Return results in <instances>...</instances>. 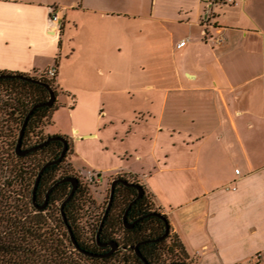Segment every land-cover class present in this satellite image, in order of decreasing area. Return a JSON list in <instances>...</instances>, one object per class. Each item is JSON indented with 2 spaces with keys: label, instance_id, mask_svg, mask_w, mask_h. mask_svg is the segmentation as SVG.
Instances as JSON below:
<instances>
[{
  "label": "crops",
  "instance_id": "obj_1",
  "mask_svg": "<svg viewBox=\"0 0 264 264\" xmlns=\"http://www.w3.org/2000/svg\"><path fill=\"white\" fill-rule=\"evenodd\" d=\"M140 8L0 0V71L58 66L60 107L44 131L69 137L71 163L84 139L105 145L102 120L125 106L121 138L134 144L124 151L140 167L114 172L152 194L192 264H264V0Z\"/></svg>",
  "mask_w": 264,
  "mask_h": 264
},
{
  "label": "trees",
  "instance_id": "obj_2",
  "mask_svg": "<svg viewBox=\"0 0 264 264\" xmlns=\"http://www.w3.org/2000/svg\"><path fill=\"white\" fill-rule=\"evenodd\" d=\"M1 73L19 72L0 71ZM34 76L50 83L54 87L57 96L59 95L56 77H49L45 72ZM0 89L5 91L8 96L6 100L0 98V116L4 114L7 117V119H3L4 122L13 119L15 123V126L8 125L7 127L11 135L14 130L20 132L25 117L33 105L45 102L50 97V92L46 86L17 77L0 78ZM59 107L60 103L57 99L53 105H43L34 111L27 124L23 147L34 146L47 137L40 135L35 142L31 138L36 129L45 128L50 122L52 113ZM3 128L4 125L0 126V133H2ZM17 141L18 139L11 141V153L7 154L6 151H0V264H80L74 255V249L78 254L94 260L108 261L116 258L118 254L104 259L100 258L103 256H93L81 252L72 242L70 234V239H68L66 232H62L58 226L53 225L55 210L61 214V205L71 192L72 184L70 182L60 183L54 188L50 193L48 205L44 209H39L34 203L33 191L37 175L47 161L59 157L64 148V143L60 140H53L42 148L25 155H19L16 153L15 147ZM71 150L72 144L70 143L66 157L60 163L48 166L43 172L37 189L38 204L45 202L48 189L58 179L74 175V172L72 173L73 169L70 167L71 162L68 163V169L64 167L68 156L72 152ZM8 158L12 159L13 165L6 162ZM127 177L130 180L138 181L135 177L126 175L125 178ZM144 188L143 197L134 203L129 214L163 213L156 206L152 194L145 186ZM85 189L82 184L78 186L73 197L65 205V213L80 247L89 252L100 254V251L97 250V233L107 206L97 222L92 225L91 236L85 237L78 222L79 204L81 196L85 194ZM137 195L138 189L135 187L122 183L116 186L113 205L100 233L101 241L113 239L120 227H124L123 215L125 210ZM58 220H60V217ZM167 220L170 222L166 214H164V217L150 215L138 227L128 230L125 245L129 247V245L136 244L139 239H145V232L150 229L152 230V237L161 236L165 232ZM62 221L65 223L63 217ZM170 239L172 244L169 247L166 242ZM139 248L150 264H166L163 259L164 254L168 250L175 253L177 249H180L182 253L178 254V257L171 260L169 264L173 262L192 264L184 244L179 236L172 231V227L165 240L143 244ZM126 252H129V254H123L120 257L123 264H130L131 261L133 264H145L134 250Z\"/></svg>",
  "mask_w": 264,
  "mask_h": 264
},
{
  "label": "rangeland",
  "instance_id": "obj_3",
  "mask_svg": "<svg viewBox=\"0 0 264 264\" xmlns=\"http://www.w3.org/2000/svg\"><path fill=\"white\" fill-rule=\"evenodd\" d=\"M59 1V0H58ZM141 8L140 11H143V6H150V3L152 0H138ZM57 68L58 66H53ZM71 81V80H70ZM1 89H3L1 87ZM0 89V91H1ZM62 92L59 90V94ZM0 98L7 99L8 96L5 91L0 92ZM125 105V104H124ZM123 106V105H121ZM112 107L111 108V114L112 118L114 119L113 123L105 122V119L102 120L103 123L100 124L101 129V137L105 143V145H101L100 141H92L84 139L83 142H79L80 146L78 147L76 154L72 157V165L70 166L74 172V175L77 176L80 180V184H82L85 189V194L81 196L80 204H79V210H78V222L80 229L85 237L91 236V229L92 225H94L105 207L107 206V203L109 201V192L111 188L112 180L117 176H123L121 173L114 172L118 169H126L128 167L131 168H138L140 167V161L137 160L134 156L126 155L127 151H124L127 147L131 148L134 144V141L132 142V138L127 139L126 141H123L121 138V135L123 134V124L120 121V117L123 116L125 110H123L124 107ZM127 109V108H126ZM100 112V109L98 110ZM61 113L66 116V114L69 113L68 108H64L61 110ZM104 113H102L101 116H103ZM3 119H7L4 114L0 116V126L4 125V128L2 129V133H0V151H6L7 154L11 153V141L14 139L19 138V130H14V133L11 135L9 131L7 130L8 125L11 127L15 126V123L13 122V119L8 122H4ZM64 120V119H63ZM72 118H65L64 123L67 124V126H70L72 122ZM75 120V118H74ZM107 120V116H106ZM94 123V122H93ZM47 136L44 127L36 129L35 133L32 134L31 138L32 141L35 142L38 137ZM16 147V146H15ZM6 162H9V165H13L12 159L8 158ZM69 160L67 158L66 163L64 164V167L68 169L69 167ZM74 165V166H73ZM11 167V166H10ZM9 167V169H10ZM94 168L101 169L104 172H102V178L101 182L94 183L89 182L84 178L83 175L79 174L78 169H85V168ZM92 168V169H93ZM94 168V169H96ZM113 172V173H112ZM61 173L59 174V176ZM128 178V177H127ZM79 184V185H80ZM59 206V204H58ZM156 207V206H155ZM55 219L53 220V225L58 226L62 232H66L67 238H69V231L65 225V223L62 221V217L60 212L56 211L54 212ZM60 217V220L58 218ZM118 234L123 233V228L120 227V229L117 232ZM118 236V235H117ZM67 242H69L67 240ZM167 246L170 247L172 244V240H168ZM182 253L180 249H177L175 253H172L170 250L167 251V253L164 254V260L166 261V264H169L171 260L177 258L178 254ZM125 254L128 255L129 252L122 251L119 253V255L116 258H113L108 261H99L94 260L92 258L82 256L77 253V251L74 249V255L80 262V264H123L122 259L120 257ZM120 259V260H119ZM130 264H133L132 261Z\"/></svg>",
  "mask_w": 264,
  "mask_h": 264
},
{
  "label": "water",
  "instance_id": "obj_4",
  "mask_svg": "<svg viewBox=\"0 0 264 264\" xmlns=\"http://www.w3.org/2000/svg\"><path fill=\"white\" fill-rule=\"evenodd\" d=\"M6 77H17V78H22V79H25V80H29V81H33V82L42 84V85L46 86L48 88L49 92H50V97H49V99L47 101L36 103L35 105H33L31 107V109L27 113V115L25 117V120H24V123H23V125L21 127V130H20V133H19V138H18L17 145H16V153L19 154V155H25V154L33 151V150H36V149H39V148H42V147L46 146L49 142H51L53 140H60V141H62L64 143V148H63L61 154L59 155V157H57L56 159L47 161L41 167V169H40V171H39V173L37 175L36 182H35V185H34V191H33V197H34L35 205L39 209H44L47 206V204H48L50 193L54 190V188H56L60 183L70 182L72 184V189H71L70 194L67 196V198L63 201V203L61 205V214H62L63 220L65 221V223H66V225L68 227V231H69V234L71 236L72 242L74 243V245L76 246L77 249H79L81 252L87 253L89 255H93V256H97V255L98 256H107V255H109L113 251H115L118 248H120V246H119V244H118V242L116 240H112V241L109 242V244L112 246V249H111L110 252H108L106 254H96V253L89 252V251H87V250H85V249L80 247V245L78 244V241L76 239V236L74 234V230L72 228V225L68 221L67 215L65 213V205L73 197V195L75 194V192H76V190H77V188H78V186L80 184V180H79V178L77 176H75V175L66 176V177H62V178L58 179L48 189L47 194H46L45 202L43 204H38V202H37V189H38V186H39V183H40V179L42 177L43 172L45 171V169L48 166L60 163L66 157V155L68 153V150H69V147H70L69 137H67L65 135H60V134H51V135H48L42 142H40V143H38L36 145L31 146L29 148H23V138H24L25 131H26V128H27V124L29 122V119H30L31 115L34 113V111L38 107H41L43 105H53L55 103V101L57 100V93H56L54 87L50 83L45 81L44 79H41V78H39L37 76H34V75H29V74H26V73H1L0 74V78H6ZM119 183H122V184L127 185V186H132V187H135V188L138 189V195L129 204L128 209H127V211H126V213L124 215V218H123L124 222L127 221V213L129 211V209L132 207V205L138 199L143 197V195L145 193L144 185L141 182H139V181L136 182V181L130 180L128 178H125L123 176L115 177L112 180V183H111L109 201H108L106 210L104 212V215H103V218H102V221H101L98 233H97V239H100V233H101V231L103 229V226H104V223L106 221V218H107V216H108V214H109V212L111 210V207L113 205L114 198H115L116 186ZM150 215H158L160 217H164V213H158V212H151V213H148L146 216H150ZM170 230H171V225H170V222H168V220H167L165 233L161 237L157 238L156 240H159V239H162V238L166 237L169 234ZM130 248H134L135 249L136 253L142 258V260L145 262V264H150V262L142 254V252H141V250L139 248V244L131 245ZM171 264H187V263L173 262Z\"/></svg>",
  "mask_w": 264,
  "mask_h": 264
},
{
  "label": "flooded vegetation",
  "instance_id": "obj_5",
  "mask_svg": "<svg viewBox=\"0 0 264 264\" xmlns=\"http://www.w3.org/2000/svg\"><path fill=\"white\" fill-rule=\"evenodd\" d=\"M23 148H29V147H23ZM127 209H128V207H127ZM127 209L125 210V213H126ZM129 212H130V209H129L128 213H127V221L124 222V219H123L124 227H123V233L122 234L116 233L115 237L113 239H111V240L101 241L100 239H98L97 250L100 251V254H106V253L111 251L112 246L109 244V242L112 241V240H116L118 242L119 246H120V248H118L117 250L113 251L109 255L103 256V257H100V258H104L105 259V258L111 257L113 255H117V254L119 255V253L122 252V251L134 250V252L136 253L134 248H130L131 245H129V247H127V245H125V241H127L126 240L127 239V232H128V230H133L136 227H138V225L141 224L149 216H146L148 213H138L137 215H130ZM125 213H124V215H125ZM124 215H123V218H124ZM151 234H152V230L150 229L147 232H145V236H144L145 239H139L136 244H139V247H140V245L147 244V243H150V242H158V241L165 240L167 238V236L169 235L168 234L166 237H164L162 239H159V240H156L157 238L161 237L163 234L161 236H159V237H152ZM132 245H134V244H132ZM136 255L142 260V258L137 253H136Z\"/></svg>",
  "mask_w": 264,
  "mask_h": 264
},
{
  "label": "built area",
  "instance_id": "obj_6",
  "mask_svg": "<svg viewBox=\"0 0 264 264\" xmlns=\"http://www.w3.org/2000/svg\"><path fill=\"white\" fill-rule=\"evenodd\" d=\"M203 2H209L211 4V6L215 3L218 2L219 0H202ZM51 19L54 23H58L61 20V14L60 11L57 9H52V13H51ZM53 31H56L57 29H52ZM226 40V37L222 34L219 33L216 38H215V42L217 44H222L224 43ZM188 43V38H183L178 42V47H184L185 45H187ZM49 77H56L57 76V68L52 67L50 69H48L47 71H44ZM79 174L83 175L84 178L86 180H88L89 182H94V183H98L101 182V178H102V171L96 170V169H92V168H85V169H78ZM237 172H239V170H237Z\"/></svg>",
  "mask_w": 264,
  "mask_h": 264
}]
</instances>
